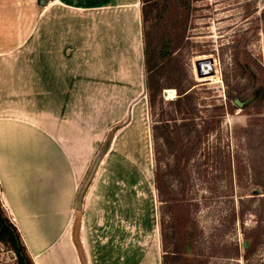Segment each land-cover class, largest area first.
I'll use <instances>...</instances> for the list:
<instances>
[{"label": "crops", "instance_id": "1", "mask_svg": "<svg viewBox=\"0 0 264 264\" xmlns=\"http://www.w3.org/2000/svg\"><path fill=\"white\" fill-rule=\"evenodd\" d=\"M3 27L0 202L34 264H162L155 187L126 150L148 131L140 1L0 0Z\"/></svg>", "mask_w": 264, "mask_h": 264}, {"label": "rangeland", "instance_id": "2", "mask_svg": "<svg viewBox=\"0 0 264 264\" xmlns=\"http://www.w3.org/2000/svg\"><path fill=\"white\" fill-rule=\"evenodd\" d=\"M187 1L185 38L177 51L174 78L160 90L152 106L144 68L141 71L148 131L144 144L141 132L130 136L127 156L145 169L143 173L154 187L155 172H167L165 184L179 203H185L192 220V241L186 248L189 257L204 264H264V232L249 258L242 256L247 244L243 232L254 228L264 206V193L252 183L249 166L264 159L263 145L258 147L264 126V99H259L264 87V0H177L180 4ZM0 30V45L9 43V28ZM208 57L213 59V72L199 76L196 60ZM179 90L191 95L192 134H200L189 159L177 162L174 137L185 134L186 129L181 125L177 134L169 135L168 143L163 135L164 122L169 129L190 122L182 120L169 103ZM235 99L242 102L241 107ZM207 120L210 129L201 131ZM243 128L249 129L248 136L242 133ZM147 150L151 152L148 161L143 159ZM155 196L162 246L171 249V206L160 201L156 188ZM242 208L247 210L241 215ZM236 249L238 255H234ZM0 264H17L15 253L4 242H0Z\"/></svg>", "mask_w": 264, "mask_h": 264}, {"label": "trees", "instance_id": "3", "mask_svg": "<svg viewBox=\"0 0 264 264\" xmlns=\"http://www.w3.org/2000/svg\"><path fill=\"white\" fill-rule=\"evenodd\" d=\"M139 1L144 70L146 74L145 82L149 105L152 106L156 103V98L160 90L170 85L172 83L171 81H173V66L179 57L177 51L183 45L185 38L188 20V1L182 4L177 2V0ZM184 92L179 90L178 96L173 100H169V103L173 104V111L175 113L182 115V120L189 119L190 122L175 124L174 129H169L166 122H164L165 134L163 136L165 143H168V137L172 135V132H175V134L179 132L181 125L186 129L185 134L174 137L176 138L174 146L178 149L173 153H175V160L177 162L189 159L195 147V139L200 134L199 131H195L192 134L191 122L193 121L194 108L191 102V95L184 94ZM259 99H264V87L261 88ZM162 119H164L163 115ZM206 123V126L201 131H208L210 129V122L207 120ZM121 125V123L114 125L112 131L108 133L107 140L111 137L112 132L121 127ZM242 133L248 136L249 129L243 128ZM258 137V147L263 145L261 152L264 154V126ZM249 166L252 183L260 188L261 193H264V180H259L261 176L264 178V159L261 162L254 160ZM166 174L167 172H155L154 174L155 188L158 196H160V201L164 204H170V212L173 219L171 249H167L164 246L162 264H204L201 260L196 259V257H189L187 254V245L192 241V220L189 217V210L185 206V203H179L174 198L175 196L173 197L170 185L165 184L164 175ZM253 190L255 188L252 189V193L256 194ZM262 201L264 202V195L262 196ZM240 202L243 203L242 200ZM246 210V208H242L240 214H244ZM263 220L264 206L258 212V221L254 228L249 232H243V237L247 245L243 250L242 256L246 260L261 241V235L264 232ZM78 223L79 217L77 216L74 225L75 241V231L77 230ZM0 242L6 243L15 253L17 264H34L26 246L22 242L17 227L5 214L1 202ZM222 253L224 254L225 252ZM234 255H238V249L235 250Z\"/></svg>", "mask_w": 264, "mask_h": 264}, {"label": "water", "instance_id": "4", "mask_svg": "<svg viewBox=\"0 0 264 264\" xmlns=\"http://www.w3.org/2000/svg\"><path fill=\"white\" fill-rule=\"evenodd\" d=\"M39 3L41 5H44L46 3V0H39ZM212 61H213V59L211 57L196 60V71H197L199 76H205V75L211 74L213 72V68L211 66ZM206 63H208V66L206 68L204 67L205 68L204 69L203 64H206ZM234 103L239 107H241V105H242V102L238 99H235ZM106 147H107V143L103 146V148L97 154L96 158L94 159V161H93V163H92V165H91V167H90V169H89V171H88V173H87V175H86V177H85V179H84V181H83V183H82V185L78 191V194L76 196V208L77 209H80V207H81V201H82V197L84 195V192H85L90 180L92 179V177L96 171V168H97V166H98V164L102 158V155L104 154V152L106 150ZM257 191L258 190H256V189L253 190L254 193H257ZM246 245L247 244L244 243V247H246Z\"/></svg>", "mask_w": 264, "mask_h": 264}, {"label": "bare ground", "instance_id": "5", "mask_svg": "<svg viewBox=\"0 0 264 264\" xmlns=\"http://www.w3.org/2000/svg\"><path fill=\"white\" fill-rule=\"evenodd\" d=\"M207 66H208V63L203 64V68H204V67L206 68ZM205 68H204V69H205ZM203 74H204V73H203ZM135 113H136V115L134 116V121H133V122H134V125H137V123L140 121V115H141V114H140L139 110H136Z\"/></svg>", "mask_w": 264, "mask_h": 264}]
</instances>
